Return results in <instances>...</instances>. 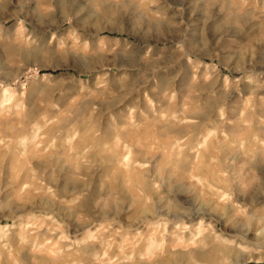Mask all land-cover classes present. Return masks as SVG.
Listing matches in <instances>:
<instances>
[{"label":"clouds","instance_id":"1","mask_svg":"<svg viewBox=\"0 0 264 264\" xmlns=\"http://www.w3.org/2000/svg\"><path fill=\"white\" fill-rule=\"evenodd\" d=\"M0 264H264V0H0Z\"/></svg>","mask_w":264,"mask_h":264}]
</instances>
